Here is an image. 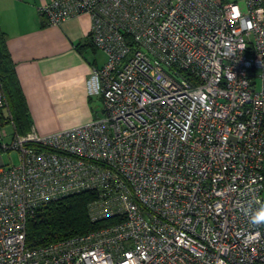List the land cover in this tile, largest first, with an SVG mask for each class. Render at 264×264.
Listing matches in <instances>:
<instances>
[{
	"label": "built area",
	"instance_id": "1",
	"mask_svg": "<svg viewBox=\"0 0 264 264\" xmlns=\"http://www.w3.org/2000/svg\"><path fill=\"white\" fill-rule=\"evenodd\" d=\"M38 13L52 27L88 16L106 60L85 87L102 109L20 135L0 86V264H264V225L249 222L264 203V0H52ZM83 192L102 208L92 221H118L28 243L40 209Z\"/></svg>",
	"mask_w": 264,
	"mask_h": 264
},
{
	"label": "crops",
	"instance_id": "2",
	"mask_svg": "<svg viewBox=\"0 0 264 264\" xmlns=\"http://www.w3.org/2000/svg\"><path fill=\"white\" fill-rule=\"evenodd\" d=\"M52 0H0V31L14 66L29 127L46 137L91 122L102 100L89 97L85 81L105 55L89 41L90 20L81 15L48 26L38 9Z\"/></svg>",
	"mask_w": 264,
	"mask_h": 264
},
{
	"label": "trees",
	"instance_id": "3",
	"mask_svg": "<svg viewBox=\"0 0 264 264\" xmlns=\"http://www.w3.org/2000/svg\"><path fill=\"white\" fill-rule=\"evenodd\" d=\"M0 86L20 135L30 130L25 103L21 95L14 66L6 49V37L0 31ZM96 199L93 192L66 196L40 209L27 223L29 244L43 245L83 235L114 224L118 219L106 218L92 221L88 204Z\"/></svg>",
	"mask_w": 264,
	"mask_h": 264
},
{
	"label": "rangeland",
	"instance_id": "4",
	"mask_svg": "<svg viewBox=\"0 0 264 264\" xmlns=\"http://www.w3.org/2000/svg\"><path fill=\"white\" fill-rule=\"evenodd\" d=\"M225 1L226 2H240L242 0H225ZM2 159L5 165L9 164V157L6 153L2 154ZM10 159H11L12 165L14 166L18 165L19 161H18V155L16 152L10 154ZM263 169H264V164H263ZM263 198H264V182H263ZM87 208L93 217H97L98 215L96 214H98L102 210V208L99 205L92 204V203L88 204Z\"/></svg>",
	"mask_w": 264,
	"mask_h": 264
},
{
	"label": "clouds",
	"instance_id": "5",
	"mask_svg": "<svg viewBox=\"0 0 264 264\" xmlns=\"http://www.w3.org/2000/svg\"><path fill=\"white\" fill-rule=\"evenodd\" d=\"M245 214L248 215L247 212ZM249 222L254 226L264 225V203L260 204V207L258 210L251 213Z\"/></svg>",
	"mask_w": 264,
	"mask_h": 264
}]
</instances>
